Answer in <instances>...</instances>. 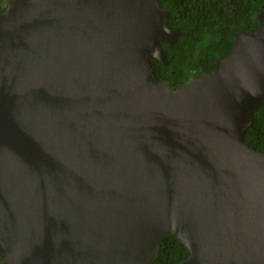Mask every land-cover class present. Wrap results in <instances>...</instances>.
I'll return each instance as SVG.
<instances>
[{
	"label": "water",
	"instance_id": "obj_1",
	"mask_svg": "<svg viewBox=\"0 0 264 264\" xmlns=\"http://www.w3.org/2000/svg\"><path fill=\"white\" fill-rule=\"evenodd\" d=\"M159 0H7L0 264H264V3L213 71L173 88Z\"/></svg>",
	"mask_w": 264,
	"mask_h": 264
},
{
	"label": "trees",
	"instance_id": "obj_2",
	"mask_svg": "<svg viewBox=\"0 0 264 264\" xmlns=\"http://www.w3.org/2000/svg\"><path fill=\"white\" fill-rule=\"evenodd\" d=\"M163 8L170 9L169 25L179 30V40L170 45L161 42L170 60L164 65L153 60L157 81L168 80L173 88L213 71L220 57H226L234 46L240 31L257 30L261 22L259 10L264 0H159ZM7 0H0V12ZM247 144L264 152V103L254 114L252 126L247 130ZM5 253L0 252V260ZM190 256V251L174 235H168L153 264H179Z\"/></svg>",
	"mask_w": 264,
	"mask_h": 264
}]
</instances>
